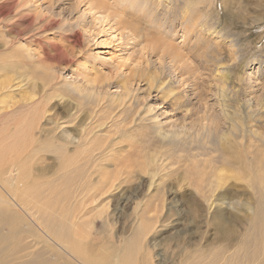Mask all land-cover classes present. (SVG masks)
<instances>
[{"label": "rangeland", "instance_id": "374dc122", "mask_svg": "<svg viewBox=\"0 0 264 264\" xmlns=\"http://www.w3.org/2000/svg\"><path fill=\"white\" fill-rule=\"evenodd\" d=\"M10 5L0 16L5 125L39 103L43 142L77 143L92 125V145H108L98 168L115 185L72 200L80 241L124 251L139 240L136 264H264V0H0V12ZM190 14L203 25L195 32ZM122 19L140 38L117 30ZM43 150L26 170L57 179V153ZM207 177L209 199L196 189ZM10 211L0 215L6 249L35 243L28 214Z\"/></svg>", "mask_w": 264, "mask_h": 264}, {"label": "bare ground", "instance_id": "6f19581e", "mask_svg": "<svg viewBox=\"0 0 264 264\" xmlns=\"http://www.w3.org/2000/svg\"><path fill=\"white\" fill-rule=\"evenodd\" d=\"M10 6L11 7H6L4 9L2 8L0 16L9 14L12 5ZM186 10L189 11V8L186 7ZM197 21V17L190 14L188 24L192 29V32H195L196 27L202 25L201 22L197 23ZM117 25V30H121L123 27L130 28L135 38H140L142 34L139 27L132 26V24L123 19L118 22ZM202 29L203 28L201 27L197 31H202ZM44 31H46V29ZM184 31L189 33V28H184ZM213 33L215 35V32ZM87 65L91 67V65ZM2 83L3 82L0 84L2 85ZM7 83H9V81ZM86 96L90 95L87 94ZM128 96L129 93L127 90L121 94L120 99L123 103L127 101ZM31 99H34V96L31 97ZM2 102L6 103L5 101ZM27 104L26 106H29L31 109H33L34 106V109H37L40 105L39 103H34V105ZM31 109L20 111L15 117H13L14 119L9 121V125H5V122L10 119L11 116L5 118V115H0V121L4 120L3 122H0L3 124V126L0 127V163H3L0 164V215L6 216L8 213L7 211H10V209L16 211L22 210L24 213H27L31 222L35 225L30 226L24 223L22 227L30 228L33 233L31 238L35 240V243L24 245L21 243L18 247L8 250L5 247V242L8 240V236L0 232V264H136L138 260L135 258V252L139 240L130 242V245H127L124 251L121 249L108 250L101 247L93 248V246L86 242L82 243L80 241L79 234L81 230L78 228L75 220L79 213L71 210L72 200L75 199L77 201L75 205L77 206L80 201L86 198H91L92 201L97 197H100L101 199L105 190L107 192V190L115 185L110 182L111 177L108 176V173L105 174L107 175V180L102 182L104 171L98 168L100 160L107 156L105 151L108 149V145H105L104 147V144H102L99 148L95 147V143L97 142L92 145L93 141L90 135L94 134L96 131L92 125L89 128H83L82 134L79 135L77 143L74 141H67L66 139L63 140V142L59 140L61 141V144L57 146L55 145L56 147H54V141L48 143V139H46V142H43L40 138L41 136H38L36 133L37 126L35 124L36 121L40 119V114L37 112L33 115ZM60 124L58 125L59 128L62 127ZM64 125L69 126V124L66 123H64ZM40 133H42V131H40ZM70 144L76 145H74L76 148L72 154H70L68 150V145ZM51 148L55 149L57 153L60 173L57 179L41 181L42 177L40 178V176L31 175L30 172L26 170L27 162H29L30 159H36L37 156H35L36 154L34 153L36 149H44L43 151H47ZM98 149L101 151L96 155ZM14 150H16V153H14ZM96 174H98L99 177L98 181L93 178ZM27 178L30 181V186L26 187L24 182ZM213 181L214 179L212 177H207L202 180L201 184H197L196 189L198 192L202 193L203 197L207 195V193H210L208 194L207 199L213 196L214 192L217 191V187H215L217 185H215ZM70 185H72L71 188ZM262 194L264 201V192ZM47 195L51 196V198H48ZM63 198L64 200H62ZM28 203L36 204L38 210L36 212L27 211L28 208L26 206ZM56 203H58L56 209L52 210L51 207ZM260 210L262 209L260 208ZM10 212L14 217L12 226L16 228L19 225L20 228V224L22 223L21 218L18 214L12 211ZM35 214L39 216L34 217ZM43 216L45 218H43ZM56 216H62V218H64L61 221V219H57ZM44 220L45 224H43ZM44 239L46 240L43 241ZM257 241L258 240H254V243ZM40 243L44 247L48 246L49 250L51 249L55 253V256L52 254V251L49 252L40 247ZM248 254L250 257H253L252 249L248 250Z\"/></svg>", "mask_w": 264, "mask_h": 264}]
</instances>
